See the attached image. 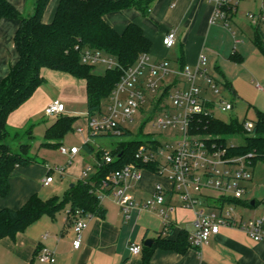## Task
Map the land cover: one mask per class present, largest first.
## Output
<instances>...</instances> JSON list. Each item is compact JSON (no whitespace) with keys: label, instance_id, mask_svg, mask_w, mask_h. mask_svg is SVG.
Returning <instances> with one entry per match:
<instances>
[{"label":"crops","instance_id":"0c3cea01","mask_svg":"<svg viewBox=\"0 0 264 264\" xmlns=\"http://www.w3.org/2000/svg\"><path fill=\"white\" fill-rule=\"evenodd\" d=\"M8 1L21 16L28 17L34 11L36 0ZM59 2L60 0L50 1L44 15L45 23L54 20ZM261 12L262 0H241L236 12L229 18V25L225 26L222 22H212L214 6L210 0H154L146 16L130 9L111 13L107 15L106 20L119 33L123 32L129 23L141 27L152 43L149 55L153 60H167L172 66V60L177 59L179 64L195 66L200 56L205 55L209 74L225 85L230 84L227 70L232 65L246 62L250 58L264 65V35L261 37V48L255 44L258 29L264 32V23L255 26L248 17V14ZM20 23L19 19H3L0 22V83L7 77L10 68L19 61L14 39ZM171 30L176 32L177 41L173 48L168 49L164 46L163 39ZM234 54L240 56L243 61L233 62L231 56ZM42 75L46 82L29 101L9 116L7 127L10 134L19 135L28 131L29 137L33 138L32 128L37 116L44 113L45 108L55 98V101H61L66 107L63 116L76 118L75 130L83 128L82 132H78L83 145L88 143L93 147L87 129L86 81L49 69H44ZM230 85L234 88L233 84ZM49 87L56 89L55 95ZM232 92L236 94L234 89ZM76 105L82 108L79 113L74 110ZM51 119L53 122L46 127V131L57 117ZM48 142L53 145L58 143L59 146L63 144L59 143L61 141ZM9 143L11 145L12 142ZM70 162L66 165L69 168L65 170V174L76 180L83 179L82 173L85 169H82V166L86 162V156L81 155L79 151ZM74 162L81 168L78 173L74 172ZM32 165L19 166L11 174L9 195L5 198L0 196L1 209L17 210L23 207L31 196L36 194L41 197L45 187L43 181L48 175L44 176L43 167L38 171V168ZM88 166L95 172L93 165ZM163 176L143 171L141 179L132 185L128 193L137 203L142 204L153 199L156 185L163 187L166 203L176 207L175 212L170 215L174 228L168 235H163V222L156 212L150 209H134L130 217L125 219L114 198L108 197L101 200V205L107 210L105 218L90 214H70L71 207L68 205L56 218L44 216L15 239H2L0 264H43L37 258L43 247L53 251L55 264H143L142 254L133 255L129 251L131 245L143 247L145 241L151 239L154 246L161 236L167 241L177 242L182 232L189 235L193 231L196 219L194 210L181 205L169 177ZM54 183L55 179L51 185ZM78 220L84 221L87 228L82 232L80 248L75 249L74 224ZM181 249L183 251L155 247L151 263L264 264V241H255L243 230L231 226H223L219 234L212 236L201 250L189 246Z\"/></svg>","mask_w":264,"mask_h":264},{"label":"trees","instance_id":"16d2710c","mask_svg":"<svg viewBox=\"0 0 264 264\" xmlns=\"http://www.w3.org/2000/svg\"><path fill=\"white\" fill-rule=\"evenodd\" d=\"M51 0H36L34 11L28 17L8 1L0 0V22L3 19H19L20 26L15 34V47L19 55L18 63L11 67L6 78L0 83V196L9 195L10 176L19 167L36 163L33 158L15 152L9 143L10 132L7 127L9 116L31 99L46 79L44 69L67 73L77 79L86 81L87 89V122L93 116L104 112L116 85L122 78L124 70L135 66L139 58L149 54L152 43L144 35L143 30L135 23H129L121 33L116 31L106 20L107 15L130 9L139 11L146 16L154 0H60L54 20L44 22V15ZM255 44L261 48V37L264 32L257 31ZM98 51L104 56L116 60L118 68L108 69L105 74L94 72L95 65L82 62L86 51ZM231 60L240 63L243 59L236 54ZM181 67L184 64H180ZM180 67V68H181ZM225 86L233 91L230 84ZM105 107V108H106ZM76 118L60 115L46 131L47 141H61L64 136L75 130ZM248 119L242 123L232 120L229 123L218 120L210 115H200L193 121V131L202 135L209 144L226 148V157H245L250 168L258 162L264 163V112L257 111L256 121L250 133L244 129ZM121 136L97 135L96 137H128V129ZM243 135V143L229 146L227 137ZM158 146L157 141L131 140L121 143L115 151L100 148L96 152L95 172L87 179H80L62 197L55 196L43 200L33 195L20 209L0 208V241L4 238L15 239L18 234L39 221L44 216L56 218L68 205L70 214H90L105 218L107 210L101 205L96 190L101 187L107 176L136 163V154L141 147ZM51 147L57 144H46ZM61 146V145H60ZM59 146V147H60ZM84 149L94 152L90 144ZM114 158V162L106 164L105 154ZM139 167L152 174H158V164H141ZM243 206L252 207L251 203L239 202ZM264 204V201H263ZM256 206V202L255 205ZM191 248L188 233L182 232L177 242L167 241L159 237L152 247L142 248L143 264H152L151 259L155 247L166 250L183 251Z\"/></svg>","mask_w":264,"mask_h":264},{"label":"built area","instance_id":"2783aa9c","mask_svg":"<svg viewBox=\"0 0 264 264\" xmlns=\"http://www.w3.org/2000/svg\"><path fill=\"white\" fill-rule=\"evenodd\" d=\"M214 6L212 22H222L229 25V18L237 10L241 0H210ZM251 23L255 26L264 23V0L260 14H248ZM177 36L174 30L169 31L163 44L171 49L176 45ZM82 62L88 65L105 64L108 69L118 68L114 59L104 56L98 51H86L82 55ZM172 77L171 80L168 78ZM223 84L211 76L207 69V57L201 55L195 66L184 65L178 70L174 69L167 60H153L149 54L142 55L137 64L124 70L119 83L110 98L109 105L102 114L93 116L87 122L88 133L91 136L114 135L121 136L126 128V123L133 122L135 116L147 102L146 94L155 96L154 102L157 110L168 109L159 116L155 126L160 129H177L182 138L177 145L171 147L160 141V145L141 147L136 154V163L124 166L122 169L107 176L96 190L99 200L113 197L125 219H128L134 209L156 212L163 222V235H168L174 225L170 215L176 210L172 204L166 203L165 191L161 185H156L154 197L146 203H137L128 193L133 184L142 177L139 165L158 164L159 176L165 175L169 168V179L174 185L181 205L189 210H194L196 219L193 231L189 233L191 248L201 250L208 244L212 236L219 234L223 226H231L246 232L255 241H264V216L255 220L243 221L236 217L235 210L242 201L247 189L243 186L252 178L250 166L245 157H226V148L209 144L202 136L193 131V121L197 116L210 115L216 109L215 103L209 101L202 92L213 91L219 94V85ZM259 89H262L258 86ZM165 100L169 105L163 104ZM222 112H230L235 106L226 100L221 101L218 107ZM66 107L59 100L51 102L45 108V115L58 117L64 114ZM254 127L252 121H247L244 129L250 133ZM82 132L83 128H77ZM156 141V140H154ZM169 151V156L165 153ZM62 155L73 158L79 153V148L60 146ZM71 160V159H70ZM106 164L114 162V158L105 154ZM166 163L163 166L162 163ZM71 163V162H70ZM93 168L88 166L82 173V178H89ZM60 176L64 169L51 170ZM54 182V177L49 174L43 181L45 187ZM215 191L221 196L206 194ZM243 206V205H242ZM80 212H77L79 215ZM87 224L78 220L74 224L76 239L73 243L79 249L82 242V232ZM142 246L131 245L129 251L133 255L142 253ZM38 260L43 264H55L56 259L52 250L41 248L37 254Z\"/></svg>","mask_w":264,"mask_h":264},{"label":"rangeland","instance_id":"374dc122","mask_svg":"<svg viewBox=\"0 0 264 264\" xmlns=\"http://www.w3.org/2000/svg\"><path fill=\"white\" fill-rule=\"evenodd\" d=\"M172 62L174 69L178 70L180 64L177 59L172 60ZM116 63V60H114V64ZM107 68L108 67L105 64L98 63L95 65L94 72L97 74H105ZM227 71V79L230 81H228L230 84H233L234 88H232L236 91L235 95L224 84L219 85V94L214 93L213 91H209L208 93H205L204 91L202 92L209 101L216 105L213 117L226 123H229L232 120L242 123L245 119H248V121H256L257 111H264V65L259 61L250 58L246 62L232 65ZM171 79L172 77L168 78V80ZM258 86H261L263 90H259ZM49 88L54 94L56 89L52 87ZM146 96L147 102L141 107V110L135 116V120L126 123V128L131 133V136H104L92 138L91 143L94 148L93 153L87 152V150L84 149L77 130L68 132L59 143H63L62 145L67 148H71L73 145L79 148L81 155L86 156V162L83 164L82 169H86L88 164L96 166V152L99 150L100 146L110 151H115L121 143L129 142L131 140H156L171 147L176 146L177 142L182 138L177 129L171 127L160 129L155 126V122L161 114L172 110H157L154 108L155 96L150 93L146 94ZM223 100L231 102L234 104L235 108L230 112H222L218 107ZM54 101L55 98L52 102ZM166 103L170 108V102L165 100L163 104ZM103 107L106 109V105ZM80 109H82L80 105H76L74 108L76 113H79ZM51 122H53L51 117L46 116L44 112L39 114L34 122V127L32 128L33 138L29 137L28 131L22 132L19 135L11 134L9 138L12 142L10 146L15 152L33 158L36 163L32 166L37 167L38 171L43 167L45 169L44 176L49 174L53 175L55 183L50 187H44V190L40 194L43 199H50L55 196L62 197L71 188V185H75L78 182L75 178H71L65 174V170L69 168L66 165L70 162L71 158L62 155L59 151V146L51 147L46 145L49 143L45 138L46 127H48ZM197 135L202 136L200 134ZM243 137V135L227 137L228 145L238 146L243 143ZM169 151L170 150L166 151V157L169 156ZM73 165L75 166L74 172L78 173L81 170L80 166L75 162ZM162 165L167 167L164 162ZM56 168L64 169L63 177L50 171V169L54 170ZM250 171L252 173V178L250 181L243 184L247 191L242 198V202L248 204L254 201L256 202V206L248 207L240 205L236 207L235 215L236 217L242 218L243 221L255 220L264 216V163L258 162L254 168H250ZM93 172L94 170H92V173H90L89 176L92 175ZM169 175L170 171L169 168H167L165 170V176L168 177ZM155 180L156 179H154V181ZM206 194L216 197L221 196L220 193L215 191H207Z\"/></svg>","mask_w":264,"mask_h":264},{"label":"water","instance_id":"95a60500","mask_svg":"<svg viewBox=\"0 0 264 264\" xmlns=\"http://www.w3.org/2000/svg\"><path fill=\"white\" fill-rule=\"evenodd\" d=\"M72 187H74V185H71V188ZM251 205L254 206L255 205V202L252 201L251 202ZM152 245H153V240H151V239L146 240L145 243H144V246L145 247H151Z\"/></svg>","mask_w":264,"mask_h":264}]
</instances>
